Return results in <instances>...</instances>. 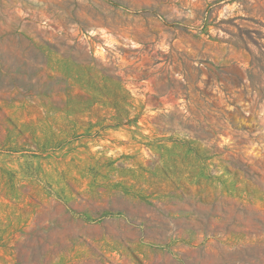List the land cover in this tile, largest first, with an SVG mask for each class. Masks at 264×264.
<instances>
[{"label":"rangeland","instance_id":"obj_1","mask_svg":"<svg viewBox=\"0 0 264 264\" xmlns=\"http://www.w3.org/2000/svg\"><path fill=\"white\" fill-rule=\"evenodd\" d=\"M264 264V0H0V264Z\"/></svg>","mask_w":264,"mask_h":264},{"label":"trees","instance_id":"obj_2","mask_svg":"<svg viewBox=\"0 0 264 264\" xmlns=\"http://www.w3.org/2000/svg\"><path fill=\"white\" fill-rule=\"evenodd\" d=\"M18 264H20V261L18 260Z\"/></svg>","mask_w":264,"mask_h":264}]
</instances>
